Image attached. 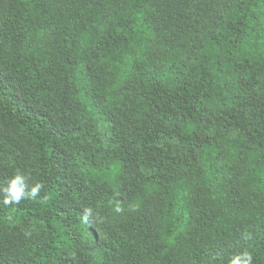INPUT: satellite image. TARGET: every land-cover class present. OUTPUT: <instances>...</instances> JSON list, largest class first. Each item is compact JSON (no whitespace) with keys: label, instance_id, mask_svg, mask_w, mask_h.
Wrapping results in <instances>:
<instances>
[{"label":"trees","instance_id":"trees-1","mask_svg":"<svg viewBox=\"0 0 264 264\" xmlns=\"http://www.w3.org/2000/svg\"><path fill=\"white\" fill-rule=\"evenodd\" d=\"M18 170L51 199L0 197V264H264V0H0Z\"/></svg>","mask_w":264,"mask_h":264},{"label":"clouds","instance_id":"clouds-1","mask_svg":"<svg viewBox=\"0 0 264 264\" xmlns=\"http://www.w3.org/2000/svg\"><path fill=\"white\" fill-rule=\"evenodd\" d=\"M30 177L26 176L24 173L19 170L10 178L0 183V197H2V202L5 205L19 204L22 200L30 199L36 201L39 199V202L42 204H46L51 196L49 194H45L43 197L40 196L41 189L43 188V184L40 182H36L29 185ZM116 196H119V193H115ZM110 204L113 206V212L116 214H123L125 212V208L123 207L120 200H110ZM129 211H135L136 206L129 205ZM8 219L11 221L12 217L9 216ZM104 217L100 216L99 213H94L92 207H84L82 214V222L84 224H89L93 222H103ZM25 235L30 237L32 235L31 230L25 231ZM227 264H253V256L247 250L242 252H238L233 254Z\"/></svg>","mask_w":264,"mask_h":264}]
</instances>
